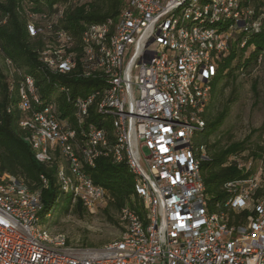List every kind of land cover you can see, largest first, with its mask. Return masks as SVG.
<instances>
[{"label":"bare ground","instance_id":"bare-ground-1","mask_svg":"<svg viewBox=\"0 0 264 264\" xmlns=\"http://www.w3.org/2000/svg\"><path fill=\"white\" fill-rule=\"evenodd\" d=\"M232 1H234L232 11L221 14V18H210L206 16V7L212 6L215 0H177L175 4H172L164 26V37H168V44H163V52H170V45L172 51H179L180 48H186L189 44H196V48L201 53L200 60H193L192 64H189L183 83L179 82V76H172V81H170V89L173 90L174 96H181L182 91L181 107H178V99L174 96H167V103H170V108H176L177 119L181 121L183 132L186 133L184 140V149L187 150L186 160L188 167L195 169V179L200 182L199 200L203 224L205 228H210L211 233L248 238L249 233H253L257 228V222L264 217V198L253 199L255 192L263 186L264 174L261 177L253 175L250 171L252 164L250 159L245 163L237 156L232 157L231 160L235 161L236 165L245 164L243 169L239 170L245 174L252 173L224 186L229 194L225 206L236 214L243 211L249 212L244 224H228L224 215L211 213L207 209L204 186L200 176L201 162L207 159L204 152H201L199 156L196 155L193 147V137L204 127L201 114L208 102L219 64L228 57L231 51L236 53L243 51L248 39L261 32L238 31L232 37V44L229 45L227 52L221 53V59H215L216 47H221V37L230 33L235 23L241 18L243 2L244 5H250L248 25L257 24L258 28L264 29V0H255V5H251L252 0H224V2L217 3L216 12H224L225 4H232ZM257 7L260 10L258 18ZM185 12L188 13V17L184 16ZM45 19V30L28 26L29 33L33 36L43 31L50 34L53 27L52 18ZM121 27V14L111 34L108 25L87 27L82 34L83 47L79 62H77L78 58L75 59V53L71 51V40L60 41L59 38H55L58 44L54 47L48 46L44 50L40 58L41 63L50 74H59V76L60 74L65 76L77 70L76 76L84 80L92 79L101 82L122 80L125 58L124 53L121 52V42L118 37ZM206 32H213V35L206 36ZM180 62L181 55H172V63ZM211 66L213 67L208 68L202 78V87H199V92H196L197 79L203 67ZM101 82L97 88L92 89L85 96L68 98L73 107V121L60 118L55 103H49L42 109L33 111L35 115H44L47 112V118L51 123L66 124L68 133H62L61 139H55L53 147V136L49 134L48 127L40 118L28 114V110H31L30 100L37 102L38 98L33 81L27 78L25 85L19 90L20 100L17 104V111L24 114L19 126L30 133L29 142L39 163H58L56 179L59 189L69 195L73 203L77 202L81 195L83 177L86 178L90 191L94 194H103L102 189L93 184L87 170L94 168L98 158L107 155L106 126H109L114 136L113 163L125 162L128 170L135 177L134 190L142 200L145 216L141 219L134 211L124 208L120 218L125 223V232L118 240L100 247H74L67 243L62 235H52L48 229L39 228V213L42 206L38 193L30 192L25 185L14 178L6 175L0 176L1 215L10 217V220H17V213L22 212V208L40 206L28 220V228L31 240L34 241V245L39 246L41 252L64 253L65 256H73L81 252L104 253L105 251L128 250L137 248L139 242L141 248H148L153 243L154 228L158 224V213H156L157 200L154 198L152 179L148 172L139 170L138 163L131 161L132 153L127 146V137L122 122L123 109L121 104H113L120 97L119 85ZM10 111L11 109H8V112ZM91 115L95 118V122H89ZM194 120L196 124H193ZM78 134L85 138L82 145L73 143ZM246 180H251L249 189ZM233 184H241V187ZM245 190H248L246 194ZM234 204H239L237 209H233Z\"/></svg>","mask_w":264,"mask_h":264},{"label":"built area","instance_id":"built-area-1","mask_svg":"<svg viewBox=\"0 0 264 264\" xmlns=\"http://www.w3.org/2000/svg\"><path fill=\"white\" fill-rule=\"evenodd\" d=\"M176 1L124 0L120 12L122 27L118 33L125 58L124 77L101 82L119 85L120 97L113 104H121L123 109L122 122L127 146L132 153L131 161L138 163L139 170L148 172L152 179L158 213L152 245L141 248L139 242L137 248L128 250L81 252L73 256L41 252L31 240L28 228V220L40 207L35 206L22 208V212L17 213V220L0 214V264H264V217L257 222V228L249 233L248 238L211 233L210 228L203 224L200 182L195 179V169L188 167L186 160V133L177 119L176 108H170V103H167V96H174L170 89L172 76H179V82L183 83L189 64L200 60L201 54L196 44H189L179 51H172L170 45V52H163V44H168L164 26ZM218 2L224 0H215L212 6H207L206 16L221 18V14L232 11L234 1L225 4L224 12H216ZM251 5H255V0ZM249 6L243 2L241 18L230 33L221 37V47H216L215 59H221V53L227 52L232 37L238 31L254 30L258 33L263 30L257 24L248 25ZM259 11L257 7V18ZM184 16L188 17V13L185 12ZM208 35H213V32H206ZM53 38L60 41L71 39L62 30H56ZM172 55H181V62L172 63ZM212 67H203L197 79L196 92L202 87L206 70ZM174 98L178 99V107H181L182 91L181 96ZM28 114L40 118L48 127L49 134L53 136V147L55 139H61L62 133H68L66 124L51 123L47 112L35 115L28 110ZM67 150L69 154L68 146ZM244 166L236 165L238 170ZM259 169L253 171V175ZM246 181L249 189L251 180ZM233 185L241 187V184ZM106 199L107 194L90 191L83 177V189L77 201L88 211H93L98 205L106 204ZM238 206L234 204L233 209Z\"/></svg>","mask_w":264,"mask_h":264},{"label":"trees","instance_id":"trees-1","mask_svg":"<svg viewBox=\"0 0 264 264\" xmlns=\"http://www.w3.org/2000/svg\"><path fill=\"white\" fill-rule=\"evenodd\" d=\"M123 6L124 0H0V176L14 178L30 192L39 194L42 205L39 213L41 225L45 226L50 216L54 215L53 207L56 201L68 202V208L63 214L71 210L73 215L82 217L88 210L81 202L73 203L69 195L60 191L56 179L57 162L39 163L36 160L29 142L31 135L19 126V122L24 118V114L17 111L19 90L25 85L27 78L31 79L37 89L38 98V103L30 100L31 110H40L49 103H55L58 116L73 121V107L68 98L85 96L97 88L101 81L80 79L76 76L77 70L65 76L50 74L41 63V54L48 46L54 47L58 44L53 34L56 30H62L71 38V51L79 62L85 29L92 25H108L110 34L113 33ZM49 17L53 22L50 34L43 31L33 36L29 33L28 26L45 30V18ZM261 63L264 64V29L248 39L243 51H231L219 64L208 104L201 114L204 127L193 137L196 155L204 152L207 159L200 165L207 209L211 213L224 215L228 224H244L249 212L236 214L225 206L229 194L224 186L252 173L257 167H261L264 173V147H253L251 136L256 130L251 131L242 141L232 142L224 147H219V142L210 144L209 141L224 124L231 104L237 100L235 91L222 100L224 90L233 81L235 72L241 71L244 74L249 68ZM8 109L11 111L8 112ZM90 113L92 114V111ZM89 122H95L93 115L90 116ZM262 129L263 127L260 131ZM106 133L107 155L98 158L94 168L88 169L87 174L93 184L102 189L103 194H107V210L117 212L120 217L122 209L127 208L143 219L145 213L142 200L134 190L135 177L125 162L113 163L114 136L109 126H106ZM78 135L73 143L82 145L85 138L81 134ZM233 156L244 162L250 159L252 172L245 174L238 170L235 161L231 160ZM262 198L264 177L262 188L253 195L254 200ZM121 222L124 224V233L125 223Z\"/></svg>","mask_w":264,"mask_h":264},{"label":"rangeland","instance_id":"rangeland-1","mask_svg":"<svg viewBox=\"0 0 264 264\" xmlns=\"http://www.w3.org/2000/svg\"><path fill=\"white\" fill-rule=\"evenodd\" d=\"M234 91L237 100L231 104L226 121L209 143L219 142L218 146L224 147L229 143L242 141L251 131L256 130L251 136L253 147H264V64L249 68L244 74L241 71L235 72L233 81L224 90L222 100L227 99ZM142 151L146 153L143 148ZM257 169L258 167L255 170ZM255 174L261 177L264 174L262 168ZM53 208L54 215L50 216L45 226L40 223L39 228L45 227L52 235H62L74 247H100L118 240L123 234L124 224L119 214L111 209L107 210L106 204L98 205L95 210L84 213L82 217L73 215L71 210L63 214L68 208L66 200L56 201Z\"/></svg>","mask_w":264,"mask_h":264}]
</instances>
